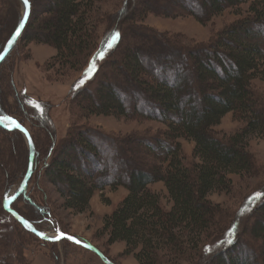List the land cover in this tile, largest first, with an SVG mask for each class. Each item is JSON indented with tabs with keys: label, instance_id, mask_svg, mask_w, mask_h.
<instances>
[{
	"label": "trees",
	"instance_id": "1",
	"mask_svg": "<svg viewBox=\"0 0 264 264\" xmlns=\"http://www.w3.org/2000/svg\"><path fill=\"white\" fill-rule=\"evenodd\" d=\"M29 1L27 23L0 64L3 67L0 69V115L16 118L27 128L35 146L32 175L25 192L14 201L13 209L33 223L36 229L48 222L61 230L49 211L44 192L35 187L40 195L38 198L42 199L37 201L35 195L26 194L33 179L53 184L63 197L64 206L76 212L88 208L89 200L96 191H102L106 186H123L126 194L105 216L102 229L110 242H122L123 253L132 255L138 264H253V252L258 257L257 264H264V199L254 207L250 216L252 220L244 225V235H241L255 241L258 249L251 248L252 253L246 251L242 244L246 240L239 239L232 240L225 248L216 246L204 250L207 240L218 241L214 239L219 235L217 228L222 226L223 219L221 206L212 203L208 194L212 191L229 192L230 175H250L254 171L255 160L246 139L252 134L264 137V88L252 87L255 79L264 82V0H142L139 16L146 13L168 17L189 15L201 24L208 23L226 9L243 4H248V7L244 16L224 26L206 44L196 42L188 46L177 39V42L168 40L170 38H164V34L142 24V32L147 33L142 44L135 38L133 45L121 46L118 42L117 47L115 44L105 56L103 54V62L91 77L93 84L89 89L85 85L77 88L72 84L69 92L72 124L58 147L55 146V134L50 129L51 121L45 116L47 109L39 114L34 112L36 102L15 83L16 60L9 65L3 63L23 37L26 43H43L54 48L51 68L55 74L61 75V70H73L75 67V70L82 67L83 74H87L88 64L91 60L93 65L98 48L95 42L96 24L93 22L99 12L87 0L86 5L82 4L83 0H48L47 12L42 17L41 9L34 5L35 0ZM8 2L14 3L17 9L21 4L19 0H6L1 5L2 11ZM22 12V9L17 11L16 21L0 52L18 25ZM38 22L42 23L38 25ZM159 39L164 41L167 52L163 47L159 51L155 48L154 52L143 47L145 42ZM91 50V56L86 54L82 58L83 52ZM182 52L189 55L185 63L180 61L174 65L172 57L181 56ZM54 63L58 64L57 70ZM108 66L109 71L106 70ZM105 77L113 84L110 85ZM228 112H235L243 124L229 136H216L212 128ZM87 114H136L164 124L165 129L159 136L127 137L125 143L129 148L138 141L135 147L138 151L132 157L134 166L125 171L126 178L123 179L121 172L107 171V168L119 163L121 144L125 145L121 143L123 139L74 123L84 120ZM32 124L41 126L43 136L50 137L42 145L46 159L44 154L41 157ZM1 136L6 137V141ZM16 137L25 151V163L20 171H10L17 166V162L13 161L9 169L5 168L2 173L0 220L5 221L6 217H2L4 212L23 229L14 230L16 238H20L18 233L21 232L37 238L2 206L8 189L19 185L22 180L29 152L26 140L18 129L9 130L0 126V144L4 145L2 152L5 157L10 155L11 147L14 148ZM180 138L194 142V160L187 161L184 157ZM141 150L146 155L143 164H139ZM155 182H162L167 190L172 202L169 209L161 205L159 194L151 190L150 185ZM22 199L36 207L38 218L28 216L16 206ZM234 222L225 227L227 236L233 230ZM18 229L21 231L18 232ZM43 241L50 244L65 241L74 247H82L68 239ZM16 243L12 244V248L22 246L21 240ZM15 249L9 253L8 243L0 241V258H5L4 264H10L11 257L16 259L18 252ZM59 254L54 252L57 261ZM61 254L63 257L64 254ZM0 262L2 264L3 261Z\"/></svg>",
	"mask_w": 264,
	"mask_h": 264
},
{
	"label": "rangeland",
	"instance_id": "2",
	"mask_svg": "<svg viewBox=\"0 0 264 264\" xmlns=\"http://www.w3.org/2000/svg\"><path fill=\"white\" fill-rule=\"evenodd\" d=\"M4 1L6 0H0V47L16 21L17 11L21 12L22 9L21 4L19 6V10V8L17 9V6L14 3L8 2L6 4L7 8L5 7L2 11L1 5L5 4ZM87 1H91L94 10L99 12V14H96L99 19H94L93 22L96 24L95 42H97L98 46H96L98 48L96 47V55L94 54L95 57L92 61V71H89V67L91 65L90 60L87 67L88 72L85 75L82 72V67L80 68L78 66L77 70H75V67L73 70H61V75L58 73L55 74L51 68L52 63L54 62L51 58L55 53L54 48L43 43H26L23 40V37H21L16 43L8 58L3 63L4 65H9L12 63V61L16 60V67L14 70L15 83L18 89L24 90L34 100V103L36 102L35 108H33L34 112L39 114V112H42L44 108L47 109L45 116L51 121L52 126L50 129L55 134L54 140L56 142V147L63 143L67 136L70 125L72 124L69 96L72 84L74 83L77 88L85 85V87L89 89L93 84L91 77L93 76L97 67L102 64V59L114 47V45L117 44L116 47L118 46V42L121 46L133 45V41L136 42V40L139 39L142 44V42L145 40L144 36L147 35L146 32H142V24L146 27H150V29H152V31L154 30L156 33L164 34V38H170L168 40L176 41L177 39L178 41L182 42L181 44L188 46L196 42L206 44L224 26L233 20L244 16L247 13L248 7V4H243L239 7L226 9L221 14L212 17L208 23L201 24L193 16L189 15L168 17L160 16L156 13H146L144 16H139L142 0ZM35 2L36 3H34V5H36L37 9L40 8L42 11L40 15L44 17L47 12L46 10L49 1L35 0ZM124 2L127 4L123 6ZM82 4L86 5V0H83ZM96 15L94 16L96 17ZM32 23L33 21L31 20L30 24ZM41 23L38 22L37 24L40 25ZM25 32L27 33V30ZM115 33H119V36L116 40H112L111 37ZM146 43L147 42L144 43L145 45L143 44V47L151 50V52H154L155 48H158L157 50L159 51L160 47H163V49H165L167 52L164 41H161L160 39L154 40L151 43ZM92 50L88 53L87 51L83 52L82 58L83 56L85 58L86 54L90 55ZM101 51L103 52L102 54ZM188 56L189 55L187 53L182 52L181 56L175 55L171 60L174 65L180 61L185 63V60L188 58ZM87 58L88 57H86V59ZM117 58L120 57L118 56ZM54 65L57 66V68L54 67L55 70H57L58 64L54 63ZM1 68L3 67H0V69ZM106 70H110L109 66L106 68ZM108 77L105 78L106 80L108 79L107 81L110 83V85H112L113 82L109 81ZM77 80L79 81L77 82ZM81 80L84 81L83 84H79ZM252 87L255 89H262L264 88V82L255 79L252 82ZM1 103L2 98L0 96V104ZM135 115L118 116L113 114H87L84 120H77L74 122L78 124H84L85 126L88 125L95 129L101 130V132L105 134L123 139L121 143H124L125 145L121 144L122 150L118 154L119 163L115 166H112L111 168H107L108 172L112 169L116 172H121L123 174V179L126 178L125 171L130 169V166H134L131 162L134 161L132 157H135L136 152L138 151L135 148L138 144V141L136 143L134 142L135 144L133 143L135 146L133 145L132 148H129L125 143L127 137L142 138V136L147 135L159 136V133L163 132L165 129V125L160 122L147 120L142 118V116ZM30 121L32 122L33 120L30 119ZM242 124L243 121L238 115H236L235 112H228L221 118L219 124L215 125L212 129L216 136L226 137L237 131ZM32 127L37 136L36 139L39 149L42 152L41 157L44 154L46 159V151H43L44 147L42 145L46 144L50 137L49 135L43 136L40 130L41 126L38 127L32 124ZM1 137L6 141V137ZM246 140L247 147L255 160L254 171L250 175H230L231 189L229 192L212 191L208 194L207 197L212 203L219 204L221 206L223 211V219L221 218L222 226L217 228L219 235H217L214 239L215 241L216 239L218 241L214 242L210 239L207 240L206 245L204 246V250L206 251L208 248L210 249L216 246L220 247V249L225 248L231 243L232 240L237 241L239 239H243V242L246 240L245 243H242L245 245L244 249L246 251H249L251 248L256 250L257 248V243L255 241L248 239L247 235H241H244L242 234L244 225H247L248 222L252 220L250 216L253 213L254 207L262 199H264V137L259 134H252L249 135ZM179 142L182 153L186 160H194L192 157V150L195 145L194 142L184 138H180ZM4 149V145L2 146L0 144V178L4 174L5 168H8V166L12 164L11 162H17V166L15 169H10V171H20V168L23 169L25 163V151L17 137L14 148L11 147V151L8 150L10 155L6 153L8 157L4 156V152H2ZM144 153L145 152L142 150L139 153L143 158L139 159V164H143L145 161L144 157H146V155H144ZM35 187L40 188V190L44 192L49 205V211L54 216V222L58 224L62 231L54 228L48 222L40 224V228H38V230L47 235L53 236H56L57 232L76 235L79 238L89 241L105 256L113 260L115 264H138L132 255L123 253L124 244L122 242H110L108 240V235L102 229L105 216L112 211V209L126 194V190L123 186H118L116 188L106 186L102 191H96L89 200L88 208L83 212H76L73 209L65 207L63 204V197L53 184L41 182L39 179L36 180L35 178L29 185L26 194L30 195L31 197L35 195L36 201L39 198L41 199V197L38 198L39 192ZM17 188L18 185H14L8 189V191L5 193L4 201L8 199ZM150 188L159 194L160 202L163 207L169 209L172 206V202L162 182H155L150 185ZM2 190L3 188H0V194ZM4 201L2 203L3 207ZM13 203L11 206L12 208H14ZM16 206H18L22 212L26 214L28 213V216L30 217H39L36 207L31 206L30 203L25 202L23 199L19 200ZM9 215L12 216L11 214ZM2 217H6V219L5 221L2 220L3 222L0 220V234L2 232L0 241L5 240L8 243L9 253L12 251L14 252L15 248H12V244L15 241L18 243V241L21 240L22 245L21 247H16L15 252H18V254L16 255V259L12 257L10 258V264H104L99 259V257L91 251H88L87 249L78 245V248L74 247L65 241L56 244H50L38 237L35 238L26 232L18 233L20 238H16V233L14 230L21 227L17 224H14V221L4 212H2ZM231 221H235L233 223L234 228L230 235L227 236L224 233V230ZM20 231L21 230L18 229V232ZM67 245L70 246V248ZM202 246L203 243L200 245V250L202 249ZM215 250L217 251L218 249ZM54 252L58 254H61L62 252L64 255L62 257V254H59L60 258H58L57 261V259L54 258ZM254 253L255 252H253L252 255V263L257 264L258 257L256 256V253L255 255ZM19 255L20 257H18ZM0 261H3L2 264H4L5 258L1 257Z\"/></svg>",
	"mask_w": 264,
	"mask_h": 264
},
{
	"label": "water",
	"instance_id": "3",
	"mask_svg": "<svg viewBox=\"0 0 264 264\" xmlns=\"http://www.w3.org/2000/svg\"><path fill=\"white\" fill-rule=\"evenodd\" d=\"M19 1L21 2V5H22V11H23L22 16L20 18L18 25L15 27V29L11 33L10 37L7 39V41L5 42L3 48L0 52V63L5 59V57L8 55L9 51L11 50L12 46L14 45V43L17 41V39L21 35V33H22L26 23H27V20L29 18L30 1H29V4L27 6H25L23 0H19ZM21 22H23L22 27H21ZM17 28H20V33L18 36L15 35ZM13 36H15V39L12 40L11 44H9L8 41L10 39H12ZM0 126L3 128L9 129V130L18 129L23 134L24 138L26 139V143L28 146V152H29L27 169L25 171V174H24L20 184L18 185V188L8 199H6L4 201L5 211H7L9 214H11L26 229L30 230L32 233H34L36 236H38L39 238H41L43 240L59 241L61 239H68L67 237H72V239H68V240L75 243V244L81 245L85 249L93 252L94 254H96L99 257V259L104 264H115L112 260H110L107 256H105L100 250H98V248H96L94 245H92L86 239L79 238L76 235H71L68 233H61V232H57L56 236L47 235V234L43 233L42 231L36 229L35 226L29 220L22 217L17 211H15L11 207L12 203L19 197L20 194L25 192V190L27 188L28 181H29V179L32 175V172H33V164H34V157H35V146H34V143L32 141V138H31L30 133L27 130V128L24 127L23 125L19 124L17 119L14 118L13 116H11V115H4V116L0 115ZM53 237H60V238L54 239Z\"/></svg>",
	"mask_w": 264,
	"mask_h": 264
},
{
	"label": "snow or ice",
	"instance_id": "4",
	"mask_svg": "<svg viewBox=\"0 0 264 264\" xmlns=\"http://www.w3.org/2000/svg\"><path fill=\"white\" fill-rule=\"evenodd\" d=\"M23 2H24V4H25V6H27L28 4H29V0H23ZM23 26V22H21V27ZM19 33H20V28H17L16 29V33H15V35H19ZM118 36H119V33H115V34H113V36L111 37V39L112 40H116L117 38H118ZM15 39V36H13V38L12 39H10L9 41H8V43L9 44H11L12 43V40H14ZM93 70V66L92 65H90V67H89V71H92ZM85 78H87V77H85ZM83 80H81L80 82H79V84H83ZM54 239H58V238H60V237H53ZM68 239H72V237H67Z\"/></svg>",
	"mask_w": 264,
	"mask_h": 264
},
{
	"label": "bare ground",
	"instance_id": "5",
	"mask_svg": "<svg viewBox=\"0 0 264 264\" xmlns=\"http://www.w3.org/2000/svg\"><path fill=\"white\" fill-rule=\"evenodd\" d=\"M1 63H2V62H1ZM1 63H0V64H1Z\"/></svg>",
	"mask_w": 264,
	"mask_h": 264
}]
</instances>
